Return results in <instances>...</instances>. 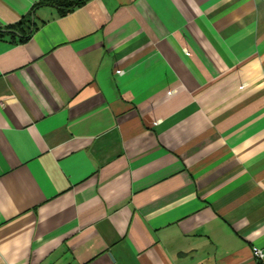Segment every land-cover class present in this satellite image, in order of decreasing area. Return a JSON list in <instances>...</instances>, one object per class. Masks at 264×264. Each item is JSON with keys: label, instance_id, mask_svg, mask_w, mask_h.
<instances>
[{"label": "crops", "instance_id": "0c3cea01", "mask_svg": "<svg viewBox=\"0 0 264 264\" xmlns=\"http://www.w3.org/2000/svg\"><path fill=\"white\" fill-rule=\"evenodd\" d=\"M32 19L0 35V264H261L264 0Z\"/></svg>", "mask_w": 264, "mask_h": 264}, {"label": "trees", "instance_id": "16d2710c", "mask_svg": "<svg viewBox=\"0 0 264 264\" xmlns=\"http://www.w3.org/2000/svg\"><path fill=\"white\" fill-rule=\"evenodd\" d=\"M88 0H39L32 8V11L27 15L21 23L8 26L4 31H0V35L9 33L14 37L19 36L21 40H27L32 31L36 28V23H33V15L35 10L41 6H53L57 9L59 15H66L75 8L82 6Z\"/></svg>", "mask_w": 264, "mask_h": 264}, {"label": "built area", "instance_id": "2783aa9c", "mask_svg": "<svg viewBox=\"0 0 264 264\" xmlns=\"http://www.w3.org/2000/svg\"><path fill=\"white\" fill-rule=\"evenodd\" d=\"M254 257L261 263L264 264V250L258 246L252 247Z\"/></svg>", "mask_w": 264, "mask_h": 264}]
</instances>
